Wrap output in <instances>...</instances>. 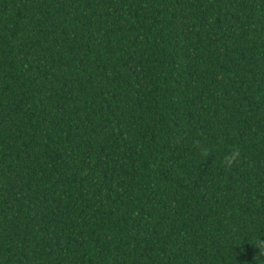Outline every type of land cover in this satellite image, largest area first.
Masks as SVG:
<instances>
[{"label":"trees","instance_id":"1","mask_svg":"<svg viewBox=\"0 0 264 264\" xmlns=\"http://www.w3.org/2000/svg\"><path fill=\"white\" fill-rule=\"evenodd\" d=\"M0 264H264V0H0Z\"/></svg>","mask_w":264,"mask_h":264}]
</instances>
